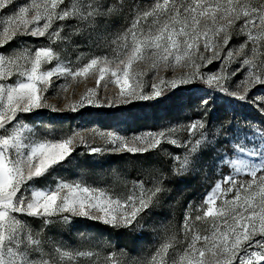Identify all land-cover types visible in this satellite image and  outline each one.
<instances>
[{"label": "snow or ice", "instance_id": "1", "mask_svg": "<svg viewBox=\"0 0 264 264\" xmlns=\"http://www.w3.org/2000/svg\"><path fill=\"white\" fill-rule=\"evenodd\" d=\"M126 11L128 26L109 39L108 26ZM240 37L243 41L230 47ZM27 38H45L47 46H31ZM77 39L96 47L105 41L111 54L83 64L81 57L62 60L53 46L78 48ZM14 41L17 46L8 48ZM217 61V71L202 70ZM141 65L148 71L138 70ZM169 71L170 77L163 74ZM240 73L242 79L230 85ZM89 77H96L97 88L87 89L78 101L62 109L48 103L46 93L54 85L66 92L69 82ZM102 81L118 92L99 101ZM201 85L212 90L200 97L203 114L211 110L215 92L226 103L242 102L264 115V95H249L264 86V0H153L130 10L125 0H30L24 5L0 0V264H264V121L246 124L239 132L224 125L212 131L203 119L132 138L95 132L93 138L110 147H94L81 132L58 137L49 126L29 120L45 109L77 112L86 106L160 101L188 86L195 93ZM179 132L187 136L181 140ZM229 133L228 153L219 156L229 172L194 218L189 210L182 239L165 237L149 257L137 258L124 250L101 256L46 235L49 226L77 219L134 231L170 192L162 173L150 185L133 181L125 194L83 179L65 180L58 173L72 163L79 147H87L90 155H135L171 144L185 149L183 156L168 153L172 174L183 177L202 152ZM41 180L43 187L37 183ZM34 221L40 222L39 229L32 227ZM196 222L206 225L203 231Z\"/></svg>", "mask_w": 264, "mask_h": 264}, {"label": "rangeland", "instance_id": "2", "mask_svg": "<svg viewBox=\"0 0 264 264\" xmlns=\"http://www.w3.org/2000/svg\"><path fill=\"white\" fill-rule=\"evenodd\" d=\"M30 0H17L18 5L29 3ZM127 8H141L151 5L153 0H125ZM131 19L130 12L126 11L118 18H114L106 30L109 39L113 33L121 31L128 26ZM28 43L34 47L47 46L45 38L33 40L27 38ZM244 37L234 39L230 47L238 46ZM78 48L54 45L60 52L62 60L76 61L81 57L79 64L86 63L95 56L110 55V51L101 41L100 47L94 44L75 40ZM17 42L8 45V48H15ZM7 50V49H5ZM55 62H53L54 64ZM220 62H214L205 69L206 72L218 70ZM73 66H77L74 64ZM51 67V65L47 66ZM239 67L233 64L232 68ZM138 70L148 71L146 66H138ZM231 71V69H229ZM170 77L171 71L163 73ZM243 73L237 74L230 85L234 86L237 81L242 79ZM151 72L148 77L150 78ZM60 83H63L62 81ZM192 86L178 90L176 95L160 101H138L128 105H117L116 107H97L86 106L77 112L42 110L39 114L29 118L36 121L37 125L49 126L56 136H67L73 132L84 134L90 146L110 147L105 145L99 137L93 138L95 132H114L121 136L132 138L147 133H155L169 128H179L190 124L196 120H206L208 127L212 131L220 130L221 125L231 127L234 132H239L246 124H261L264 121L262 115L255 107L242 102L233 101L226 103V98L213 92L215 97L211 110L203 114L199 109L201 96H207L211 89L206 86H199L200 90L193 93ZM89 88H97L96 77H89L68 83L67 91H61L55 85L46 93L49 104L62 109L68 102H76L86 93ZM118 89L113 84H108L105 88L104 82L99 86L97 97L99 101L114 97ZM250 96L264 95V86H257L249 93ZM242 134V133H241ZM232 133L220 136L216 144L202 152L199 162L194 169L183 177L172 174L173 161L168 153L183 156L185 149L164 143L161 145L163 151L157 149L144 154L111 153L105 152L103 155H90L88 148L81 146L73 154L72 163L66 165L58 175L65 180L74 181L83 179L94 187L108 188L116 194H125L131 187L133 181H144L150 185L152 177L157 173L163 174V167L166 166L168 174L164 172L166 183L170 192L166 194L161 202L151 209L144 217L140 227L136 230H114L110 227L99 225L94 221L77 219L74 223L63 225L57 223L45 229L47 236L53 241L62 243L69 247H80L92 249L100 253L101 256L107 253L124 250L131 256L137 258L149 257L156 247L165 237L175 234L177 239H182V226L185 216L191 210L192 217L198 214L199 206L205 200L206 195L212 190L216 183L229 172V169L219 163V156L226 155L228 149L226 142ZM187 136L186 132L177 133V137L183 140ZM211 138V137H210ZM255 142V141H254ZM43 187L44 180L37 182ZM187 183L189 186L187 187ZM219 203V201H218ZM196 226L203 231L206 225L196 222ZM34 229L40 228V222L34 221ZM83 233L86 239H82ZM182 248V245H178Z\"/></svg>", "mask_w": 264, "mask_h": 264}, {"label": "trees", "instance_id": "3", "mask_svg": "<svg viewBox=\"0 0 264 264\" xmlns=\"http://www.w3.org/2000/svg\"><path fill=\"white\" fill-rule=\"evenodd\" d=\"M164 172L167 173V174L169 173V172H168V169L166 168V166L163 167V174H164ZM188 186H189V183H187V187H188Z\"/></svg>", "mask_w": 264, "mask_h": 264}]
</instances>
